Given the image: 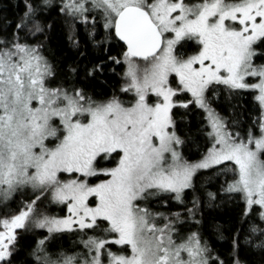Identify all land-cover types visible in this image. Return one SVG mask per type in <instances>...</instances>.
<instances>
[{
  "label": "snow or ice",
  "instance_id": "obj_1",
  "mask_svg": "<svg viewBox=\"0 0 264 264\" xmlns=\"http://www.w3.org/2000/svg\"><path fill=\"white\" fill-rule=\"evenodd\" d=\"M16 8L0 16V264H264V0ZM57 20L71 63L45 54Z\"/></svg>",
  "mask_w": 264,
  "mask_h": 264
},
{
  "label": "trees",
  "instance_id": "obj_2",
  "mask_svg": "<svg viewBox=\"0 0 264 264\" xmlns=\"http://www.w3.org/2000/svg\"><path fill=\"white\" fill-rule=\"evenodd\" d=\"M17 0H0V16H7L9 18H13L14 14L17 12L16 8ZM55 15V14H54ZM49 47L46 50L45 54L48 58L54 62L59 61L62 64L71 63L73 59H76L75 50L70 46V42L68 40V36L66 31L64 30L63 24L61 21L57 20L53 25V30L51 32V39L48 42ZM119 71V69H118ZM99 91V88L97 89ZM243 103L249 109H254L255 102L250 98H245ZM191 155V153H189ZM160 210H164L161 208ZM53 214H55L58 210L56 206H52ZM210 211V219H215L216 221L223 222L227 220L231 213V206H223L221 208L209 210ZM185 230V234H186ZM71 241H65V246H70ZM23 259V257H21Z\"/></svg>",
  "mask_w": 264,
  "mask_h": 264
}]
</instances>
